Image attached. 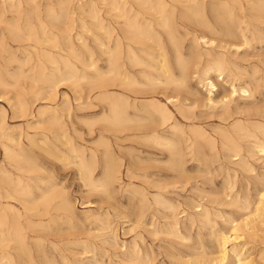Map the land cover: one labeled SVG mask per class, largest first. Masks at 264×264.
<instances>
[{
  "label": "rangeland",
  "instance_id": "obj_1",
  "mask_svg": "<svg viewBox=\"0 0 264 264\" xmlns=\"http://www.w3.org/2000/svg\"><path fill=\"white\" fill-rule=\"evenodd\" d=\"M166 1L171 7L168 9L169 13L174 9L173 15L170 16L173 33L183 36L185 48L191 45V38L194 34L201 36V33H238L237 19L239 18H243L249 25L246 33H254V38L248 45L241 46L242 49L240 47L236 49L232 45L230 47L228 45L226 49L217 46L220 37H215L217 45L205 47L201 44L202 50L211 49L215 55L223 53L230 63L229 68L232 71L235 70L236 79L227 77L225 74L219 76L212 73L210 78L215 83L216 90H213L210 95L209 86L199 83L191 75L186 80V87L178 88V91L173 94L178 98L176 103L184 105L183 111L188 118H185L174 104L168 103L174 116V120L170 123L176 122L186 133L183 138L179 132L172 131L168 127L165 128L167 133H164L176 141L185 153L182 156L180 167H177L176 158L169 155L164 145L158 146L150 137L151 132L148 130L150 123L141 121V124L140 122L133 124V127L139 130L133 128L114 132L104 129V123L98 120L105 106L103 95L108 88L104 87L105 79L95 80L96 74L89 67L84 68L81 62L74 60L77 73L85 75V79L80 80L78 84L60 83L63 85L59 84L55 92L49 95L45 90L41 91L40 84L34 83L30 78H17L21 71H24L26 76L30 75L29 65H24L20 69L19 63L14 61V58L22 59L26 52L33 51V47L37 46L29 41H12L8 36L3 38V41L0 38L3 46L0 49V74L9 84L6 88L0 87V95H2L0 96V116L5 117L4 127L15 136H21L24 145L33 149L36 161L43 169L40 173L41 177L54 184L57 190L65 193L74 212L72 216L66 215L63 211L51 212L43 218L47 227L40 228L27 224L26 216L29 212L20 203L18 196L16 199H0V207L10 204L20 211V222L24 228L27 246L22 251L17 250L16 264H50V262L51 264H131L127 258L128 253L133 249H139L144 258L147 256L149 264H209V260L216 256L218 251V236L214 234L218 230L228 231L231 225L229 220L249 223L248 227L251 226L250 229H252L248 237L246 236L247 244L243 256L251 259L249 264H264V231H261L264 230V218L262 217L264 216V211H262L264 203L262 206L259 203L258 193L264 185V154L261 156V152H258L255 156L254 154L248 156L245 152L244 156L252 171L240 172L239 167L233 163L234 157L221 148L218 136L220 131L229 129L236 120H254L264 126V83L260 80L259 86H256L257 80L264 78V0H253L254 7L251 11L247 0L242 1L241 11L238 5L231 0ZM223 1H228L229 6L224 7ZM129 2L144 19L157 23L156 15L130 0ZM107 3L108 0H0V33H71L75 37L76 51L79 57L83 58L85 65L92 60L96 63L95 66L99 72L104 73L106 55L101 52L94 36L97 35L101 41H105V35L103 30L93 27L89 12L92 8L98 10V14L104 20L103 23L114 27L115 33H120L117 20H114L110 16L111 13L106 11L109 8ZM198 6L202 8L201 11L186 12ZM245 24L242 23V26ZM206 26L212 30L208 31ZM154 27L157 30L161 29L155 24ZM248 74L250 76H246ZM137 76L139 81L143 80L142 77ZM248 80L252 81V97L243 98L237 92L232 94V84L238 88L248 84ZM126 92L130 99L138 103L147 102L150 99H158L167 103V95L158 88L144 94ZM210 96L217 102L216 104H206V98ZM221 99L223 102H218ZM14 100L27 102L29 114L14 117L11 109ZM52 109L62 115L69 139L66 146L71 145L81 149L87 158L91 153L96 154L97 162L93 172L95 180L104 178V155L106 150L110 152L111 164L118 170V174L117 180L109 184L106 190L97 188L95 191L81 179L76 165L78 159L74 157V153L68 152L66 147L61 146L59 141H54V144L60 148V151L55 152L57 156L47 154L44 149L40 150L34 146L36 142V145L41 144L40 140H43L44 134H50L46 131L49 128L48 124L40 122L50 115ZM191 128H201L213 138L216 152L211 150L206 143H203L199 149L195 136L189 132ZM27 137L31 138L34 145L27 140ZM187 137L189 140L184 141L183 139ZM260 139L264 141L263 137ZM104 142L107 143L106 146L105 144L100 145ZM248 142L249 138L240 139L244 147H247ZM188 144H191L190 148H186ZM62 152L66 153L67 158H64ZM1 164L14 172L13 167L4 159L3 152L0 150ZM232 170H238L236 177L232 175ZM260 178L262 181L258 182ZM162 179L168 181L169 185H164ZM169 180L172 182L170 183ZM153 194H161L168 199L175 208L173 213L162 204L154 202ZM143 196L146 201L143 200ZM234 198L241 202L245 198L248 199L250 203H248V209L234 204L232 202ZM112 204L118 207L115 208ZM198 208H206L209 211L212 219L211 225L188 222L191 216L200 212ZM32 219L37 220V218ZM133 219H138L135 223L140 224L134 225ZM174 219L177 222L176 228L180 237L167 232L168 224ZM253 233L257 238L253 236ZM228 248L231 249V245H228ZM86 250L87 253H85ZM25 253L29 256L25 257Z\"/></svg>",
  "mask_w": 264,
  "mask_h": 264
},
{
  "label": "bare ground",
  "instance_id": "obj_2",
  "mask_svg": "<svg viewBox=\"0 0 264 264\" xmlns=\"http://www.w3.org/2000/svg\"><path fill=\"white\" fill-rule=\"evenodd\" d=\"M130 1L134 2L141 8L150 11L153 15H156L155 21H157V23L154 22L153 20L144 19V17H142L140 13L133 8V5L129 2V0H108L107 3L109 5V8L106 11L107 13H111L110 16L114 20H117V24L119 25L118 30L120 33H115L114 27H110L109 24L105 25L103 23L104 20L98 14V10L92 8V10H90L89 12V16L91 17V20L93 22L92 24L93 27L103 30V34L105 35V41H101L97 35L94 36L95 41H97L98 47H100V49L102 50L101 52H103L106 55V59H105L106 70L104 73L99 72V70L95 66L96 63H94V61L92 60L89 64L87 63L88 65L87 64L85 65V62H83V58H80L79 57L80 55L76 51V46L74 42L75 37L71 33H0V38L3 41L4 40L3 38L8 36L12 41L15 42L29 41L32 42L34 46H37V47H33V51L26 52L22 59H19L18 57L14 58V61L19 63L20 69L24 65H29L28 71L30 72V75L26 76L25 72L21 71L17 75V78L19 77L30 78V80H32L34 83L40 84L39 89L41 91L45 90L46 93L49 95L55 92L57 86H59L60 83H63L64 85L66 82L67 83L70 82L72 84H78L80 80L85 79V75L83 74L79 75L77 73V68L75 66L74 60L81 62L84 65V68L86 66L89 67V69L93 70L96 74L95 80L102 81L105 79L104 87H106V89L108 88V90H106L107 92L103 95V99L105 100V106L101 113L102 116L98 120L104 123V129L106 131L116 132L123 130H131L134 128L133 124L137 122H140V124L141 121L150 123L148 127V130H150L151 132L150 137H152V139L155 140L158 146L164 145V148L168 151L169 155L174 156L176 158L175 161L177 162L176 163L177 167H180L182 165L181 162L182 156L185 153L182 149L179 148L176 141L169 138L164 133H167L165 129L166 127H168L172 131L179 132L180 136L183 138L186 135V133L178 126L176 122L170 123V121L172 122L174 120V116L172 114V111L168 107V103L174 104V106L178 109V111L181 114H183L185 118H188L183 111L184 105L181 103L177 104L176 101L178 98L173 94H175L178 91V88L186 87V80L191 75H193V77H195L199 83H202L205 86H209L208 93L210 95L213 90H216V85L213 82V80H211L210 78V75L212 73L218 74L219 76L221 74H225L227 77H233L235 80L236 78L234 74L236 72L234 73L235 70L232 71L229 68L230 63L225 58L224 54L221 53L215 55L213 54L211 49L204 48L202 50V45L205 47L217 45L215 43V39H216L215 37H220L221 39L218 40L219 44L217 46H221L226 49L228 45L229 47L230 45H232L236 49H238L239 47L240 49H242L241 46L248 45L250 41L254 38V33H246V30L249 25L246 21L243 20V18L241 19L239 18L237 19L238 33H201L200 32L201 36L194 34L191 38V42H192L191 45L188 48H185V46H183V36H180L179 33H173L172 21L170 19V16L173 15L174 9L169 13L168 9L171 7L167 5L168 3L166 0H130ZM170 1H174V0H170ZM180 1L193 2V0H180ZM231 1L238 5L240 11L243 9V5H242L243 0H231ZM247 4L249 5V10L251 11L254 7L253 0H247ZM222 5L224 7H228L229 3L228 1H223ZM201 10L202 8L198 6V7L190 8L187 11L186 10L185 11L189 13H195ZM242 23H246L245 26H242ZM154 24L158 27H161L160 30L166 33H161L160 30L155 29ZM79 27L82 28V26L80 25ZM206 29H208V31L212 30L209 26L208 27L206 26ZM227 30L230 32L229 29ZM76 39L78 40V37H76ZM2 48L3 46L1 42L0 49ZM186 50L188 51L187 53ZM90 57H92V54H90ZM234 67L237 68V66ZM137 75L142 77L143 80L139 81ZM246 76H250V74ZM260 80L264 83V78L259 79L256 82V86H259ZM251 82L252 81H249L248 84L246 85L242 84L243 86H239L238 88H236L234 84H232L231 87L232 94H236L237 92L239 93L240 97L243 98L252 97L253 88ZM8 86L9 84L0 74V87L6 88ZM157 88L167 95L166 96L167 103L162 102L158 99H150L147 102L138 103L134 99L133 100L130 99V97L126 94L127 93L126 91H133L134 93L139 92L144 94L148 92H153L157 90ZM116 89L118 91H115ZM46 98L48 99L49 96H47ZM218 102H223V101L221 99ZM216 103L217 102L214 101V99L211 98V96L206 98V104L214 105ZM11 109L14 117L26 116L29 114L28 104L24 100L15 101L12 104ZM50 112H51L50 115L40 122V123L44 122L48 124L49 128L46 131H48L50 134L49 135L44 134L43 140H40L41 144L36 145L37 143L36 142L34 145V143L31 142L32 141L31 138L29 137H27V140L35 147H38L40 150L44 149V151L47 154H50L52 156H57L55 152L60 151V148L54 144V141H59L61 143L60 144L61 146L66 147L68 152L74 153V157L78 159L76 165L80 171L81 179H83V181L92 189H95V191L97 188L106 190L109 184L117 180V174H118V170L115 169L111 164V159L109 156L110 152L106 150L104 155V162H103L104 178L102 180H95L93 177V172H94L95 163L97 162L96 154L91 153L89 158H87L81 149L79 148L77 149L71 145L66 146V144L69 143V139L66 133L64 121L62 120V115H60L55 109H52ZM41 113L44 112L41 111ZM243 113L245 114V112ZM0 117H1L0 118V150L3 152L4 159H6L9 165H11L14 169V172H11L10 170L6 169L2 164L0 165V199H5V198L16 199L18 196V200L20 201V203L23 205L26 211L29 212L28 215L26 216V222L30 226L32 225L40 228L47 227V224H45L43 218L50 215L51 212L63 211L66 215L72 216L74 213L73 208L65 193L62 190H57L54 184L50 183L48 180H45L43 177H41L40 173L43 171V169L37 163L36 155L33 149L32 148L29 149L26 145H24V143L21 140V136H15L14 134H12V132L5 129L4 127L5 117L4 116H0ZM134 129L139 130V128H134ZM189 132L195 136V142L197 143L199 149L201 148V145L203 143H206L209 145L211 150L215 151L214 139L208 136L204 130H202L201 128H191L189 129ZM259 134H261V136H258ZM128 136L130 137V135ZM218 136L220 138L221 148L228 151L229 155L234 157L233 163L239 167L240 172L249 173L252 171V168L250 167L244 156L245 152L247 153L248 156H253V154L255 156V154H257L258 152H261L260 154L261 156L264 154V141L260 139V137L264 138V126L260 122L254 120H246V121L236 120L232 123L229 129L220 131ZM241 138H249V142H248L249 144H247V147H244L243 144L240 143ZM183 140L188 141L189 138L187 137ZM104 144L105 142L100 145L103 146ZM190 147L191 144H188L186 146V148H190ZM65 154L66 153H63L64 158H67ZM237 171L238 170H232V175L234 177H236ZM226 176H230V175L226 174ZM257 180L258 179H256V181ZM161 181L163 182L164 185L169 183L168 181H167L168 183L166 181H163V179ZM261 181L262 178L258 180V182ZM171 182L172 181H170V183ZM262 186H261L262 189L260 190L259 188L260 191L258 192L259 203L261 204V206L264 203V192H263L264 185ZM205 193L206 192H204V194ZM258 193L256 192L257 195ZM221 194H223V192ZM143 200L146 201L145 196H143ZM153 201L158 204H162L165 208L171 210L172 213L175 209L174 206L169 202V200L163 197L161 194H155L153 196ZM232 202L240 208L248 209L249 201L246 198L242 202L239 201L237 198H234ZM89 203L91 204V202ZM114 206L115 208L118 207L117 205ZM197 210L200 212L196 215L191 216L188 222L190 224L199 223L201 225H207V226L211 225L212 219L210 217L209 211L206 208H198ZM256 210H257V206L255 207V211ZM165 216H167V214ZM244 216H246V214ZM262 217L264 218V216ZM32 218H37V220H34ZM133 220L134 222L132 223H134V225L140 224V223H135L138 222L136 221L138 219L136 220L133 219ZM235 221L234 220L228 221L231 224L229 226L230 228L228 231L218 230V232L214 234V236L216 237L218 236V251L216 253V256H214L209 260V264H249L251 262V259H247L245 256H243L244 255L243 252L245 251L247 244L246 236L248 235V233H250L249 231L252 228L250 229L251 226L248 227L249 223L246 221L243 223H237ZM176 224L177 222L175 221V219L174 221L169 223L168 224L169 230L167 229L168 230L167 232L169 234H174L175 236L180 237V234L178 233L176 228ZM165 229L166 228H164V230ZM98 230L100 229L98 228ZM254 237H256V235ZM228 245H231V249L228 248ZM26 246H27L26 236L24 233V228L20 222V211L14 208L10 204H5L4 206H1L0 207V264H16L15 256L17 250L22 251ZM85 253H87V250ZM128 254L129 257L127 258V261L131 264H149L148 257L145 256L144 258L140 254L139 249H133ZM26 256L29 255L25 253V257ZM205 256L207 257V255Z\"/></svg>",
  "mask_w": 264,
  "mask_h": 264
}]
</instances>
